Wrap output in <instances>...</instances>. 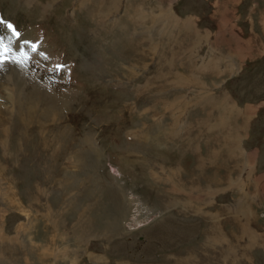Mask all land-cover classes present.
I'll list each match as a JSON object with an SVG mask.
<instances>
[{"label": "rangeland", "instance_id": "obj_1", "mask_svg": "<svg viewBox=\"0 0 264 264\" xmlns=\"http://www.w3.org/2000/svg\"><path fill=\"white\" fill-rule=\"evenodd\" d=\"M25 1L0 0V264H264V0Z\"/></svg>", "mask_w": 264, "mask_h": 264}, {"label": "bare ground", "instance_id": "obj_2", "mask_svg": "<svg viewBox=\"0 0 264 264\" xmlns=\"http://www.w3.org/2000/svg\"><path fill=\"white\" fill-rule=\"evenodd\" d=\"M28 0H26L25 2H27ZM215 14H216V12H215ZM185 21V20H184ZM126 42V41H125ZM127 47V46H126ZM197 74L198 75H201L199 72L198 73H196V71H192L189 75H188V77H190L194 82H198V83H202V81L201 80H197L196 78H195V75L197 76ZM178 74H176L175 76H174V81L173 82H175L176 81V78H180L181 76H177ZM199 78V77H198ZM210 127L211 128H214L213 127V125L211 124L210 125ZM213 129H211V131H212ZM235 135H237V134H235ZM162 137V136H161ZM161 141V140H160ZM184 143H186V142H184ZM188 143V142H187ZM189 146V145H188ZM216 148V147H215ZM215 155H216V153H215ZM243 158V157H242ZM249 162V161H248ZM239 164V163H238ZM242 165V164H241ZM236 167V166H235ZM238 168V167H237ZM180 170V169H179ZM172 173L173 175H174V177H176V175H179V171L177 172V171H175V170H173V169H171V170H169V171H166V173ZM230 174V173H229ZM195 175V174H194ZM198 176H199V174H197L196 175V177L195 178H191V179H197L198 178ZM237 176V175H236ZM169 177V176H168ZM168 177H166V178H168ZM214 179V178H213ZM172 180V179H171ZM244 180V179H243ZM215 181V180H214ZM213 181V182H214ZM249 181V180H248ZM241 182V181H240ZM253 182V181H252ZM251 182V183H252ZM261 182H262V180H261ZM172 183L174 184V182L172 181ZM247 183V182H246ZM259 184V183H258ZM238 186V185H237ZM240 186V185H239ZM256 188V187H255ZM257 189V188H256ZM246 195H249L247 192L245 193ZM242 197V196H241ZM243 203H245V202H243ZM239 204V203H238ZM187 205H188V203H187ZM189 207L191 208V207H194L193 206V204H191V205H189ZM205 207V206H204ZM206 208V207H205ZM239 208V207H238ZM249 208V207H248ZM196 209V208H195ZM241 209V208H240ZM243 210V209H242ZM245 210V209H244ZM246 211H248V210H246ZM246 211H244L243 213H242V215H241V220H244V221H248L249 220V214H247L246 213ZM1 216V215H0ZM236 216V215H235ZM237 219V218H236ZM216 222H217V220H216ZM221 223H217L216 225H220ZM244 225V224H243ZM221 228V227H220ZM220 228H219V230H220ZM245 232L246 233H249V234H252L251 232H250V230L248 229V227L247 226H245ZM255 234V233H254ZM263 235V234H262ZM219 236V240H221L222 238H223V235H218ZM218 236L216 237V242H217V238H218ZM264 237V236H263ZM256 238V237H255ZM258 238V237H257ZM252 240H255L254 238H251ZM218 240V241H219ZM236 243V242H235ZM1 246V245H0ZM25 264H29L27 261L25 262ZM176 264H178V263H176Z\"/></svg>", "mask_w": 264, "mask_h": 264}, {"label": "crops", "instance_id": "obj_3", "mask_svg": "<svg viewBox=\"0 0 264 264\" xmlns=\"http://www.w3.org/2000/svg\"><path fill=\"white\" fill-rule=\"evenodd\" d=\"M196 33V32H195ZM194 34V33H193ZM198 36L200 35L201 37H202V32H200V31H198L197 33H196ZM193 38H195V35L193 36ZM194 43V42H193ZM193 60H201L200 58H194ZM213 120V119H212ZM216 122V119H214V122H212L211 124H214ZM236 127H234V128H232L233 130L235 129ZM216 137V136H215ZM226 145V144H225ZM199 159V158H198ZM200 160V159H199ZM210 160V157H208V161ZM209 163V162H208ZM202 165H203V167H204V165L206 166L207 165V163L204 161V160H200L199 161V164L198 165H196V168H198V167H202ZM214 176V177H213ZM213 176H212V178H208L207 177V179H205V181H206V183L208 184V186L210 187V188H212L213 186H214V184H216V176L213 174ZM202 177V176H201ZM214 178V179H213ZM203 179V178H202ZM215 180V181H214ZM214 181V182H213ZM228 181H230V179H228ZM220 182H223V181H220ZM172 185H175V183L174 184H172ZM189 187V186H188ZM190 188H191V186H190ZM198 189V188H197ZM189 190H191V189H189ZM203 195V194H202ZM206 196H208V194H206ZM238 196L240 197L241 196V192L239 191L238 192ZM239 207V208H238ZM241 208V209H240ZM237 209L239 210V211H237L236 213H235V217L238 219V218H241V215H242V213L244 212V211H246V210H248V209H245V208H242V207H240L239 205L237 206ZM243 209V210H242ZM245 209V210H244ZM235 219V218H234ZM249 220H250V218H249ZM248 220V221H249Z\"/></svg>", "mask_w": 264, "mask_h": 264}, {"label": "snow or ice", "instance_id": "obj_4", "mask_svg": "<svg viewBox=\"0 0 264 264\" xmlns=\"http://www.w3.org/2000/svg\"><path fill=\"white\" fill-rule=\"evenodd\" d=\"M0 23H2V22H0ZM7 26H8L9 29H12V25L11 24H8ZM14 35H18V33H15V31H14ZM6 50L7 51H11V49H6L5 48V45H4V42H3V38L0 37V62H2L5 59L4 52ZM33 50H35L34 46H33ZM20 56L24 57L25 59L27 58V53L24 52L23 46H21V49H20Z\"/></svg>", "mask_w": 264, "mask_h": 264}]
</instances>
